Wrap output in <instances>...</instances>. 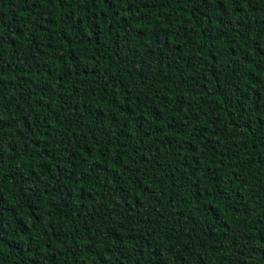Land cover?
<instances>
[{
    "label": "trees",
    "instance_id": "obj_1",
    "mask_svg": "<svg viewBox=\"0 0 264 264\" xmlns=\"http://www.w3.org/2000/svg\"><path fill=\"white\" fill-rule=\"evenodd\" d=\"M0 264H264V0H0Z\"/></svg>",
    "mask_w": 264,
    "mask_h": 264
}]
</instances>
